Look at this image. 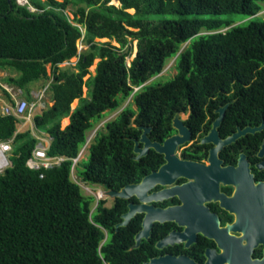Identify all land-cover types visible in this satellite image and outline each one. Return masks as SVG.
Wrapping results in <instances>:
<instances>
[{
	"label": "trees",
	"instance_id": "trees-1",
	"mask_svg": "<svg viewBox=\"0 0 264 264\" xmlns=\"http://www.w3.org/2000/svg\"><path fill=\"white\" fill-rule=\"evenodd\" d=\"M117 1L120 5L113 0H30L34 12L17 0H0V69L12 72L4 79L30 100L31 86L47 82L54 103L34 123L51 137L49 156L65 157L51 168H30L27 162L39 139L31 130L18 132L23 119L0 113V141L13 140L12 165L0 173V264L140 261L127 250L134 228L116 232L122 209L100 205L93 210L95 197L82 192L81 179L120 190L162 163L155 150L135 159L140 127H151L150 137L163 141L175 132L172 121L179 111H190L186 123L197 132L208 113L217 115L220 104L237 99L228 122L239 105L254 114L257 99L264 103V17L258 15L264 0ZM71 7L73 18L67 13ZM230 14L249 20L236 24L224 17ZM79 41L85 50L79 51ZM135 41L137 55L129 62ZM74 57L73 68L61 66ZM171 58L176 59L175 77L147 84ZM119 109L91 142L88 162L78 171L82 160L76 164L74 180L73 158L88 131L108 111ZM64 118L69 123L63 128ZM106 231L111 238L103 243Z\"/></svg>",
	"mask_w": 264,
	"mask_h": 264
},
{
	"label": "flooded vegetation",
	"instance_id": "flooded-vegetation-1",
	"mask_svg": "<svg viewBox=\"0 0 264 264\" xmlns=\"http://www.w3.org/2000/svg\"><path fill=\"white\" fill-rule=\"evenodd\" d=\"M236 101L216 107L214 118L208 113L197 132L186 123L190 111L184 112L181 118L191 139L176 148L178 160L169 165L163 153L150 148L143 157L155 150L164 161L139 182L126 185L160 172L135 190L140 196L133 189L127 198L112 197L103 188L106 198L98 199L95 210L100 205L122 209L116 232L134 228L127 249L139 256L134 264H264V103L257 99L254 114L239 105L226 122ZM167 138L151 139L163 144ZM130 212V221L121 225ZM110 238L106 231L103 243Z\"/></svg>",
	"mask_w": 264,
	"mask_h": 264
},
{
	"label": "rangeland",
	"instance_id": "rangeland-1",
	"mask_svg": "<svg viewBox=\"0 0 264 264\" xmlns=\"http://www.w3.org/2000/svg\"><path fill=\"white\" fill-rule=\"evenodd\" d=\"M17 2L18 3H20V4H24L25 3V0H17ZM29 2H30V0H29ZM119 3V2H118ZM117 3V5H120V3L118 4ZM31 4V3H30ZM32 5V4H31ZM33 6V5H32ZM34 7V6H33ZM35 8V7H34ZM74 7H71V8H69L68 9V11H67V13L69 14V16L71 17V18H73V15H72V12H71V10L73 9ZM75 9V8H74ZM73 9V10H74ZM72 10V11H73ZM258 15H260V16H263L264 17V10L263 11H261ZM169 17H173V18H179L180 16L178 15V14H170V15H168ZM189 17L190 18H192V17H194V15H189ZM225 18H231V19H234L235 21H237L236 22V24H242V23H246V22H248V20H249V18H245L242 14H230V15H225L224 16ZM105 40V39H104ZM103 40V41H104ZM136 44H137V41H135V44H134V54H135V51H136ZM185 46V45H184ZM78 48H79V51H82V50H85L86 49V46L81 42V41H79L78 42ZM77 58H73V59H71L70 61H67V62H65V63H63V64H61V66L62 67H67V68H73L74 66H75V64H76V62H77ZM131 60V59H130ZM175 58H171V59H169L168 61H167V64H166V67H165V69H164V71L161 73V74H159V75H157V76H155V77H153L151 80H149L148 82H147V84H150V85H158V84H162V83H166V82H168V81H170V80H172L174 77H175V75H176V73H177V69H176V67H175ZM97 64V60H96V62H95V65ZM91 69V72H92V74H94V72H95V69H93L92 67L90 68ZM11 70H1L0 69V96L4 99H7L6 98V95H5V93H4V91H3V89H6L7 88V86H9L10 84H8L6 81H5V79L4 78H6L7 76H9V75H11ZM86 78H88V76L86 77ZM47 82L46 81H44V80H42V81H40V82H37V83H35V84H33L32 86H31V89H32V96H33V99H28L27 97H26V95L23 93V91H22V93H19V92H17L18 93V97H21V98H24V99H26V100H28L30 103H35L36 102V100H37V97H36V94L38 93V92H42V91H45V95H44V98L42 99V102L43 103H41L35 110H33L32 112H31V114H29L28 116H26L24 119H23V123L25 124L24 125V127L22 128V129H25V130H27V129H29V130H31V132H32V134L35 136V135H39V136H43L46 140H47V143H48V145H49V143L51 142V137H50V135L49 134H47L46 132H42V131H40V130H38V129H36V127H35V123H34V117L37 115V114H40V113H42L43 111H42V109H41V107H43V106H46V108L47 107H49V106H51L54 102H53V100H52V94L50 93V92H48L47 91ZM15 87V86H14ZM7 90V89H6ZM85 90V95H86V93H87V89L85 88L84 89ZM131 100H128V101H126L125 103H124V105L123 106H126V105H128L129 104V102H130ZM78 99H77V101H76V104L73 106L72 105V108H75L77 105H78ZM0 103H1V100H0ZM0 106H2L1 104H0ZM134 107L136 108V106L134 105ZM1 110V109H0ZM122 109H119V110H116V111H108L107 113H106V115L100 120V121H98V122H95V124H94V128L93 129H91V130H89L88 131V133H87V136L88 137H93V141H94V139L96 138V136L98 135V133L100 132V131H104L105 130V123L107 122V121H109V120H112V119H114L118 114H119V112L121 111ZM66 118H64L63 120H62V127L64 128L69 122H67V119L65 120ZM69 119V118H68ZM69 121V120H68ZM83 157H82V162H81V164H79V166H77V171L82 167V164L86 161V162H88V158H89V151L86 153V151L83 153V155H82ZM72 177H73V179L75 180V179H78V176H77V172L75 171V173H73V175H72ZM80 177V176H79ZM81 179V178H80ZM80 184H81V190H82V192L85 194V195H88V196H94L95 197V201L93 202V205H92V207H93V210H95L96 209V205H97V201H98V199H104V198H106V196H104V197H98V195H99V193H100V191H104V189H103V187H101V186H98V185H94V184H89V183H86V182H83L82 181V179H81V181H80Z\"/></svg>",
	"mask_w": 264,
	"mask_h": 264
},
{
	"label": "built area",
	"instance_id": "built-area-1",
	"mask_svg": "<svg viewBox=\"0 0 264 264\" xmlns=\"http://www.w3.org/2000/svg\"><path fill=\"white\" fill-rule=\"evenodd\" d=\"M22 5H27L31 11L34 12L37 11V9L30 4L29 0H25V3ZM44 95H45V91L38 92L36 94L37 100L33 104L24 98L21 99L14 98L13 103L10 102L2 106L0 113L2 115L13 114L18 118L24 119L26 116L31 114V112L35 110L41 103H43L42 99L44 98ZM41 109L42 111L45 110L46 106L41 107ZM35 136L39 139V143L34 149L32 156L27 162V165L30 168L35 170H41L43 168H51L57 164H60L63 160H65V157L63 156H49V154L47 153L49 148V145H47V140L43 136H39V135H35ZM92 141H93V137H87V141L83 146V148L81 149L78 157L73 158V162H74L72 167L73 173H75V166L78 163V161L82 159L83 153L85 151L86 153L88 152V149ZM12 142L13 140L0 141V173H2L7 167L12 165V161L10 159V155L12 152ZM40 176L44 177V173H42ZM75 180L78 181V179Z\"/></svg>",
	"mask_w": 264,
	"mask_h": 264
},
{
	"label": "water",
	"instance_id": "water-1",
	"mask_svg": "<svg viewBox=\"0 0 264 264\" xmlns=\"http://www.w3.org/2000/svg\"><path fill=\"white\" fill-rule=\"evenodd\" d=\"M104 41H108V39H105ZM137 51H138V48H137V44H136V51H135V54L133 53V56L130 57L131 60L137 55ZM144 85H146V84H144ZM143 86H141V87H143ZM141 87L137 88L136 90H139ZM225 110H226L225 107L219 110L221 116H220L219 120L216 122L215 126H217L219 124V122L222 120L223 115L225 113ZM181 117H186V114L184 112H179L175 115V118L173 120V127H174V129L177 130V133L170 136L169 138H167L163 144L160 142L152 141V139L148 135L151 132V128L144 127L143 128L144 132H143L141 138L139 140H135V148H134V152L136 153L135 159L140 160L144 155H146L149 152L150 148H154L157 152L163 153L165 155V159L168 161V165H169V163H171L175 160H178V157L175 155L176 148L179 145H182V144L188 142L192 137L191 131L184 124L183 119ZM238 135L239 134L237 133L234 136H232L231 138H229L228 140L232 141ZM142 143L144 144V146H142ZM168 165L164 166L161 169V171H163ZM158 174H160V172H158ZM158 174L153 173L148 178H145L140 184H132V185L126 186L120 190H107L106 194L110 195L112 197L127 198L130 195L129 194L130 190L131 191L133 189H134V191L140 190L142 188V186H144L147 179H150L151 177H155ZM135 192L138 196H140L137 191H135ZM161 216H162V218H164L163 214ZM131 217H132L131 212L128 214H125L124 215V222L121 225H127V223L130 221Z\"/></svg>",
	"mask_w": 264,
	"mask_h": 264
},
{
	"label": "crops",
	"instance_id": "crops-1",
	"mask_svg": "<svg viewBox=\"0 0 264 264\" xmlns=\"http://www.w3.org/2000/svg\"><path fill=\"white\" fill-rule=\"evenodd\" d=\"M95 73V72H94ZM7 91L10 93V95H11V98H13V100H14V98L15 99H21V97H18V93L17 92H19V93H22V90L21 89H19V88H17V87H14V86H12V85H9V86H7ZM7 98V97H6ZM0 100H1V105L3 106L4 104H8V103H10L11 101H9L8 100V98L7 99H3L1 96H0ZM2 106H0V109L2 108ZM1 111V110H0ZM68 119V118H67ZM69 120V119H68ZM24 123L21 121L20 123H18L17 124V128H18V132H25V131H27V130H29V129H27V130H25V129H22L23 127H24ZM47 145H48V143H47ZM49 146H50V143H49Z\"/></svg>",
	"mask_w": 264,
	"mask_h": 264
},
{
	"label": "bare ground",
	"instance_id": "bare-ground-1",
	"mask_svg": "<svg viewBox=\"0 0 264 264\" xmlns=\"http://www.w3.org/2000/svg\"><path fill=\"white\" fill-rule=\"evenodd\" d=\"M118 2H119V1H117V0H113V3H115V4H117ZM118 4H119V3H118ZM130 11H131V12H134L133 9H131ZM129 62H130V60H129ZM92 68L95 69V68H96V65L94 64V65L92 66ZM76 101H77V99L72 103L73 106L76 104ZM66 119H67V118H66ZM66 119H65V120H66ZM67 122H69L68 119H67ZM102 196H104V193H103L102 191H100L98 197H102Z\"/></svg>",
	"mask_w": 264,
	"mask_h": 264
}]
</instances>
